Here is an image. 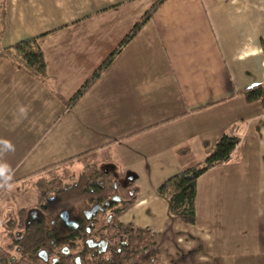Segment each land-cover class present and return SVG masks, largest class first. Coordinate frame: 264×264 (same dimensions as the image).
<instances>
[{
    "label": "crops",
    "instance_id": "1",
    "mask_svg": "<svg viewBox=\"0 0 264 264\" xmlns=\"http://www.w3.org/2000/svg\"><path fill=\"white\" fill-rule=\"evenodd\" d=\"M152 2L0 0V48L39 36L52 78L0 56V190L12 188L0 199L24 193L22 176L107 145L138 190L119 219L155 233L158 264H264V110L242 93L264 83V0H162L123 42ZM228 131L238 144L197 177L185 223L157 187Z\"/></svg>",
    "mask_w": 264,
    "mask_h": 264
},
{
    "label": "trees",
    "instance_id": "2",
    "mask_svg": "<svg viewBox=\"0 0 264 264\" xmlns=\"http://www.w3.org/2000/svg\"><path fill=\"white\" fill-rule=\"evenodd\" d=\"M161 1L153 0L132 25L123 42L141 28ZM0 5V14H3V5ZM38 38L28 36L2 47L0 56L5 57L14 68L49 82L52 78L46 72ZM111 56L76 90L69 99L70 104L81 96ZM50 87L54 89L53 81ZM242 93L247 101L260 100L264 110V83L253 84ZM207 143L204 141L203 145ZM237 144L236 134L223 132L200 161L183 167L157 187V194L167 199L169 210L180 220L194 222L197 177L217 163L228 161ZM185 150L179 149L178 152ZM17 183L20 188L29 187L35 191L38 196L37 209L42 213V218L28 225L27 231L16 240L18 259L0 248V260L15 261L17 264L24 260L38 261L40 259L36 251L44 247L50 255L51 264H158L159 250L155 233L118 219L122 212L132 206L138 190L134 175L122 171L113 163L111 147H93L45 165L22 176ZM24 210L25 207L16 209L18 213ZM62 212L67 222L61 217Z\"/></svg>",
    "mask_w": 264,
    "mask_h": 264
},
{
    "label": "flooded vegetation",
    "instance_id": "3",
    "mask_svg": "<svg viewBox=\"0 0 264 264\" xmlns=\"http://www.w3.org/2000/svg\"><path fill=\"white\" fill-rule=\"evenodd\" d=\"M37 208V204L31 205L29 207H25V210L22 213H18L16 210L6 208L3 214L0 215V248L5 250L4 252H8L14 259H18L19 256L16 240L23 236V234L27 231L28 225H32L36 220H40L42 218V213L38 212ZM60 215L63 220L67 222L65 214L62 212ZM49 241L50 243L52 242L50 238ZM36 256L40 260H24L21 261V264H51L50 255L44 247L37 249ZM0 264L17 263H15V261L8 262L0 260Z\"/></svg>",
    "mask_w": 264,
    "mask_h": 264
},
{
    "label": "rangeland",
    "instance_id": "4",
    "mask_svg": "<svg viewBox=\"0 0 264 264\" xmlns=\"http://www.w3.org/2000/svg\"><path fill=\"white\" fill-rule=\"evenodd\" d=\"M75 169H78V165H76ZM116 171V170H113ZM115 174V172H113ZM6 190V194L11 192L12 188L6 189V187L1 188V192ZM24 193L14 192L12 195L16 196L17 200L13 198H1L0 199V215L3 214L6 208H10L11 210H16L19 207H29L31 205H36L38 203V196L32 188L26 187L24 188ZM30 194H33L34 200H31ZM20 201V203H19ZM1 228V227H0Z\"/></svg>",
    "mask_w": 264,
    "mask_h": 264
}]
</instances>
